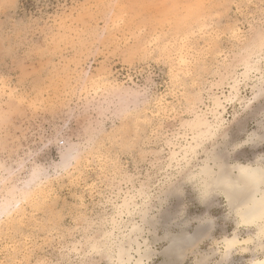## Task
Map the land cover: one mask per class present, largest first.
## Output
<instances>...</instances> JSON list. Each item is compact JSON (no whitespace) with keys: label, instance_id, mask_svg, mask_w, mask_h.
Here are the masks:
<instances>
[{"label":"rangeland","instance_id":"rangeland-1","mask_svg":"<svg viewBox=\"0 0 264 264\" xmlns=\"http://www.w3.org/2000/svg\"><path fill=\"white\" fill-rule=\"evenodd\" d=\"M262 80L264 0H0V264H109L122 241L215 262L235 236L232 264L263 259L224 189L199 198L209 153L260 166ZM57 133L75 165L36 154Z\"/></svg>","mask_w":264,"mask_h":264},{"label":"bare ground","instance_id":"bare-ground-1","mask_svg":"<svg viewBox=\"0 0 264 264\" xmlns=\"http://www.w3.org/2000/svg\"><path fill=\"white\" fill-rule=\"evenodd\" d=\"M215 130H217V129H215ZM78 158L79 157L74 152H71V154L69 156H67L65 158V160H63L64 161L63 162L64 167H69L72 164H74V162H78ZM219 159L221 161L220 164H216L215 161L213 162L214 165H211L209 163L205 164L203 166V169H202L203 173H205L209 177V180L211 182L212 187L224 189L227 197L230 200H232L230 202L236 203L237 207L239 208L240 216L248 215L251 218L250 223H245L243 220H242V223H244L245 225H252V226L258 227L259 228V234H260L261 233V225L264 222L261 221V219L257 213V209L259 206V201L262 198H264V190L261 189L259 184H252L251 182L245 181V179L242 177L241 172H240V170L242 168H257L259 166H250V165L236 166L235 169H237L238 174H236L237 176H234V173L232 174L231 169L227 168L228 166L226 165V163L223 162L222 158H220V155H219ZM8 207H10V206L4 205L1 208L0 212H3V213L8 212ZM146 214L147 213L144 214V218L146 217L145 216ZM253 214H255L254 218H252ZM138 230H139L138 227H135V228H133L132 233L138 232ZM185 237L186 238H184V236H183L182 239L176 237L177 242H173L171 244V246L169 245L170 253L174 254L177 251L178 253L176 252L177 253L176 255H178L179 253H181V249L180 250L175 249V252H174V248H176V247L180 248L178 246L183 245L185 242H187V245L189 243H191L192 237L188 236L190 239L187 236H185ZM244 241L247 242L250 240L248 239V240H244ZM225 242H226V247L231 245L230 251L236 245L241 243V241L238 240V238L236 236L231 238V239H227ZM123 244L124 243L122 241V246H121L117 260L126 259L125 255L128 254L127 249L125 248V246ZM179 244H181V245H179ZM143 247H145L144 248L145 251H144V249L142 250V245H141V247L139 245L138 249H136L137 264H138V262H143L145 258L150 257V248H148L147 245L143 246ZM181 247H183V246H181ZM166 250H167V252H169V249H166ZM171 250H173V252ZM170 253H168V254L170 255ZM179 255H181V254H179ZM132 259H134V258L129 256V260L132 261ZM260 260H264V258L260 259ZM260 260H257L256 262H258Z\"/></svg>","mask_w":264,"mask_h":264},{"label":"snow or ice","instance_id":"snow-or-ice-1","mask_svg":"<svg viewBox=\"0 0 264 264\" xmlns=\"http://www.w3.org/2000/svg\"><path fill=\"white\" fill-rule=\"evenodd\" d=\"M259 95L264 98V80H262L261 83V87H260V93ZM253 99H255V97H253ZM65 134L62 133H57V136L55 139H49L47 143L41 145L38 147V149L36 150V154L40 155L41 153H44V155L46 156V149L50 148L53 144L59 148L60 153H61V157H65L68 149H66L64 147L65 144H69L70 141L68 139L64 138ZM259 142L261 144H264V113H262V117L260 120V132H259V136H255V135H250L249 137V143H256ZM74 147V146H73ZM236 148L240 147V145H236ZM232 150H235V148H233ZM209 162L211 163L213 160L216 162V164H220L221 161L219 159V154L217 153H209ZM224 162L227 163V158H224ZM33 175H37V174H42L46 171L45 168L40 167L39 165H37L33 170ZM242 177L245 179V181L251 182L252 184H259L261 189L264 190V158H262V162L260 164L259 167L257 168H242L240 170ZM191 178H186V177H180L173 190H172V194L178 196L182 190L184 189L185 185L187 183L190 182ZM211 182L208 179H204L201 182L200 185V200L202 202H208L210 196H211ZM164 205V200L161 199L160 201V205H158V207H163ZM257 213L261 219L262 222H264V198H262L259 201V206L257 209ZM177 215H181V213H177ZM253 214V217L254 218ZM241 219L245 222V223H250L251 222V218L248 215H243L241 216ZM201 223H211V221H207L205 218H201L200 221ZM175 239V238H173ZM190 239V238H189ZM230 248L231 245H229L228 247L224 248V259H221L219 261H212L211 259H205V260H197L195 262V264H232V262L230 260L227 259L229 252H230ZM260 250L262 252H264V223H262L261 225V233H260ZM82 264H103L102 261H96V260H83ZM109 264H137V262H133L131 260H126V259H120V260H110ZM138 264H143V262H138ZM165 264H179V262L177 261H166ZM253 264H264V260H260L258 262L254 261Z\"/></svg>","mask_w":264,"mask_h":264}]
</instances>
